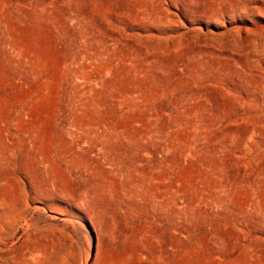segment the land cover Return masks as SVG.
<instances>
[{
	"label": "rangeland",
	"instance_id": "374dc122",
	"mask_svg": "<svg viewBox=\"0 0 264 264\" xmlns=\"http://www.w3.org/2000/svg\"><path fill=\"white\" fill-rule=\"evenodd\" d=\"M0 264H264V0H0Z\"/></svg>",
	"mask_w": 264,
	"mask_h": 264
}]
</instances>
